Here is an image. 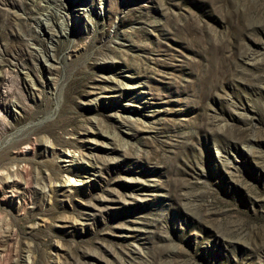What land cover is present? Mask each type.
Returning a JSON list of instances; mask_svg holds the SVG:
<instances>
[{
  "label": "rangeland",
  "instance_id": "obj_1",
  "mask_svg": "<svg viewBox=\"0 0 264 264\" xmlns=\"http://www.w3.org/2000/svg\"><path fill=\"white\" fill-rule=\"evenodd\" d=\"M0 264H264V0H0Z\"/></svg>",
  "mask_w": 264,
  "mask_h": 264
},
{
  "label": "bare ground",
  "instance_id": "obj_2",
  "mask_svg": "<svg viewBox=\"0 0 264 264\" xmlns=\"http://www.w3.org/2000/svg\"><path fill=\"white\" fill-rule=\"evenodd\" d=\"M43 20H44V19H43ZM43 20H42V21H43ZM43 23H44V22H43ZM46 23H47V22H46ZM46 23H45V24H46Z\"/></svg>",
  "mask_w": 264,
  "mask_h": 264
}]
</instances>
